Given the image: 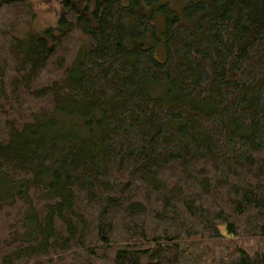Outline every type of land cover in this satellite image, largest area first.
I'll return each mask as SVG.
<instances>
[{
    "label": "trees",
    "instance_id": "obj_1",
    "mask_svg": "<svg viewBox=\"0 0 264 264\" xmlns=\"http://www.w3.org/2000/svg\"><path fill=\"white\" fill-rule=\"evenodd\" d=\"M87 2L0 0V264H264V0Z\"/></svg>",
    "mask_w": 264,
    "mask_h": 264
},
{
    "label": "rangeland",
    "instance_id": "obj_2",
    "mask_svg": "<svg viewBox=\"0 0 264 264\" xmlns=\"http://www.w3.org/2000/svg\"><path fill=\"white\" fill-rule=\"evenodd\" d=\"M34 7V15L25 23L19 26L15 32L23 42L22 45L28 44L30 37L38 34H43L48 27L56 26L58 19L67 9L66 0H30ZM77 5L80 11H85L88 4L87 0H71ZM168 2L173 7H180L183 0H162ZM92 6V5H91ZM92 8V7H91ZM162 57V55H161ZM2 183H0L1 187ZM1 189V188H0Z\"/></svg>",
    "mask_w": 264,
    "mask_h": 264
}]
</instances>
